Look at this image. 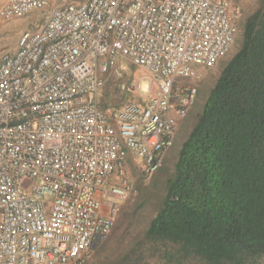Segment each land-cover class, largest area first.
I'll list each match as a JSON object with an SVG mask.
<instances>
[{
	"label": "built area",
	"instance_id": "1",
	"mask_svg": "<svg viewBox=\"0 0 264 264\" xmlns=\"http://www.w3.org/2000/svg\"><path fill=\"white\" fill-rule=\"evenodd\" d=\"M239 1L256 0H0V28L42 14L0 59V264L88 261L131 191L128 153L146 179L162 167L198 92L177 79L231 50ZM124 60L147 101L103 109Z\"/></svg>",
	"mask_w": 264,
	"mask_h": 264
},
{
	"label": "trees",
	"instance_id": "2",
	"mask_svg": "<svg viewBox=\"0 0 264 264\" xmlns=\"http://www.w3.org/2000/svg\"><path fill=\"white\" fill-rule=\"evenodd\" d=\"M95 264H264V0L246 18L144 232Z\"/></svg>",
	"mask_w": 264,
	"mask_h": 264
},
{
	"label": "rangeland",
	"instance_id": "3",
	"mask_svg": "<svg viewBox=\"0 0 264 264\" xmlns=\"http://www.w3.org/2000/svg\"><path fill=\"white\" fill-rule=\"evenodd\" d=\"M259 1L256 0L251 4L239 1L242 15L235 25L236 35L234 44L231 50L220 59L215 67L204 71L206 79L199 91L197 99L195 98V105L189 111L183 126L179 128L177 137L175 136V144L165 156L162 167L152 177L146 179L140 173L134 155L131 152L128 153L126 161L122 166V173L124 178L130 183L131 191L127 199L120 204L114 229L110 236L94 249L85 264H95L100 261L108 253V250L115 246L118 240L123 239L125 242L130 237L140 235L144 232L152 214L160 205L166 180L174 173L175 162L180 147L195 125L209 91L213 88L219 74L237 52L241 43L245 20L258 7ZM41 19L42 14L34 12L25 18L4 22L0 28V59L15 51L17 39L24 31V26H27L29 30H33L41 22ZM120 67L124 73L123 78L120 81L111 79L98 94V103L103 109L110 108L117 110L131 103L140 102L145 104L147 101L150 81L144 77V73L125 60L121 62ZM197 68L200 69L202 67L197 66ZM138 81H141L139 94L132 87ZM177 82L189 84L190 79H177ZM118 83L125 84L126 89L121 91L117 87ZM113 183H117L115 178L113 179ZM106 201L107 199H101L103 206H105Z\"/></svg>",
	"mask_w": 264,
	"mask_h": 264
},
{
	"label": "crops",
	"instance_id": "4",
	"mask_svg": "<svg viewBox=\"0 0 264 264\" xmlns=\"http://www.w3.org/2000/svg\"><path fill=\"white\" fill-rule=\"evenodd\" d=\"M37 13H38V12H37ZM27 29H29L27 26H24V27H23V30H27ZM193 68H194V71H195L196 74H195V76H194L193 78L190 79V83H189V84L195 85V86L198 88V92H197V95H196V99H197L198 94H199V91H200L201 87L203 86V84H204V82H205V79H206V77H205L206 74L204 73V71H205L206 69H208V68H204V67H202V68H204V69H202V68L199 69V68H197V66H194ZM194 105H195V100H194L192 106L188 109V111H187L185 117L182 118V119H179V120L177 121V125H176V137H177V133H178L179 128L182 127L183 124L185 123V120H186V118H187V116H188V113H189L190 110H192V108L194 107ZM176 137H175V139H174V141H173V145H172V147H173L174 144H175ZM172 147H171V148H172ZM171 148H170V149H171ZM170 149H169V150H170ZM169 150H168V151H169ZM168 151L166 152L165 156L167 155ZM165 156H164V158H165ZM154 174H155V173H154Z\"/></svg>",
	"mask_w": 264,
	"mask_h": 264
}]
</instances>
